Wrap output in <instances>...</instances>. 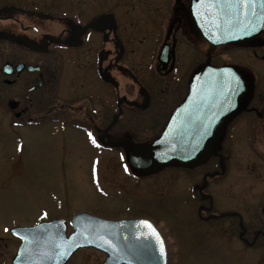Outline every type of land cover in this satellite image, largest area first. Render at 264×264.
I'll return each instance as SVG.
<instances>
[{
  "label": "flooded vegetation",
  "instance_id": "obj_1",
  "mask_svg": "<svg viewBox=\"0 0 264 264\" xmlns=\"http://www.w3.org/2000/svg\"><path fill=\"white\" fill-rule=\"evenodd\" d=\"M118 1L123 0L85 22L0 5V139L9 134L21 146L24 131L45 132L51 139L57 133L64 154L76 149L79 161H132L134 148L158 138L186 103L196 74L232 68L238 77L228 71L217 93L204 85L212 77L198 79L200 92L179 117L178 130L204 142L196 158L148 173L129 163L141 178L160 179L174 170L175 188L174 195L157 197V204L132 201L133 214L126 219L145 218L157 226L167 264H264V198L259 196L253 220L241 208V142L264 146V31L250 29L241 40L240 9L239 38L225 42L228 21L221 0H124L127 8L120 12ZM53 20L62 25L58 35L44 26ZM215 116L221 117L216 123ZM257 159L260 193L264 155ZM235 179L237 191L230 189Z\"/></svg>",
  "mask_w": 264,
  "mask_h": 264
},
{
  "label": "rangeland",
  "instance_id": "obj_2",
  "mask_svg": "<svg viewBox=\"0 0 264 264\" xmlns=\"http://www.w3.org/2000/svg\"><path fill=\"white\" fill-rule=\"evenodd\" d=\"M124 2L118 1L119 12L127 8ZM114 3L115 0H0V5L36 8L54 17L69 14L77 22L113 10ZM131 7L138 10L135 13L140 12L141 6L135 2ZM21 18L25 23L30 22ZM56 21L46 22L44 26H50L53 34L58 35L62 25ZM57 57L60 71L63 59L60 54ZM62 138L57 133L51 139L45 132L24 131L21 146L9 134L4 140L0 139V264H12L20 245V239L10 232L15 226L31 225L43 219L69 221L79 213L111 220L126 219L133 214L132 201L148 198L156 202L157 197L174 195V170L169 169L160 179L154 175L141 178L129 161H79L76 149L73 154H64L60 146ZM259 153L264 155V146L256 149L249 142H241V208L250 220L258 209L259 196L264 198V190L258 193L255 180L254 165ZM62 157L67 160L61 161ZM238 157L239 150L235 149L232 158L237 161ZM238 186L235 179L230 189L237 191ZM181 228L184 232L190 231L184 226ZM71 231L70 227L69 233ZM186 238L192 240L193 236ZM104 259V253L84 248L76 252L68 264H103Z\"/></svg>",
  "mask_w": 264,
  "mask_h": 264
},
{
  "label": "water",
  "instance_id": "obj_3",
  "mask_svg": "<svg viewBox=\"0 0 264 264\" xmlns=\"http://www.w3.org/2000/svg\"><path fill=\"white\" fill-rule=\"evenodd\" d=\"M221 5L228 21L225 42L239 38L240 9L241 40L249 36L247 31L250 29L255 31L254 34L264 31V0H254L247 5L241 3L238 7L232 6L228 0H221ZM228 71L238 77L232 68H204L194 76L186 103L173 113L162 134L152 142L134 148L129 163L135 170L148 173L165 164L196 158L203 150L204 142L195 143L193 132L179 131V117L185 114L186 105L195 102L194 95L200 92L201 86L198 79L205 81L212 77L214 80L204 85L213 86V93H217V87L222 85L221 79L227 77ZM231 74L230 77H234ZM229 83L230 87L235 84L233 81ZM193 112L189 110L192 115ZM222 114L227 115V109ZM214 118L216 123L221 117ZM211 134L210 131L207 136ZM149 155L152 161H137ZM70 227L72 231L69 233ZM10 232L20 239L12 264H67L77 251L84 248L105 253L104 264H167L165 239L157 226L145 218L111 220L79 213L70 221L53 219L33 226L13 227Z\"/></svg>",
  "mask_w": 264,
  "mask_h": 264
},
{
  "label": "snow or ice",
  "instance_id": "obj_4",
  "mask_svg": "<svg viewBox=\"0 0 264 264\" xmlns=\"http://www.w3.org/2000/svg\"><path fill=\"white\" fill-rule=\"evenodd\" d=\"M228 2L232 5V6H236L238 7L241 3L247 5L249 2H254V0H228ZM155 232V230H154ZM157 236L159 235L158 233H155ZM163 243V241L161 240V244Z\"/></svg>",
  "mask_w": 264,
  "mask_h": 264
}]
</instances>
